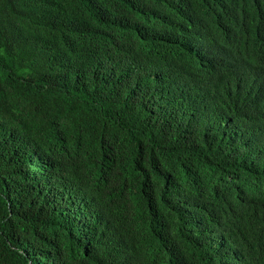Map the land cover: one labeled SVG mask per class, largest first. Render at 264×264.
Listing matches in <instances>:
<instances>
[{
	"label": "trees",
	"instance_id": "obj_1",
	"mask_svg": "<svg viewBox=\"0 0 264 264\" xmlns=\"http://www.w3.org/2000/svg\"><path fill=\"white\" fill-rule=\"evenodd\" d=\"M0 264H264V0H0Z\"/></svg>",
	"mask_w": 264,
	"mask_h": 264
}]
</instances>
